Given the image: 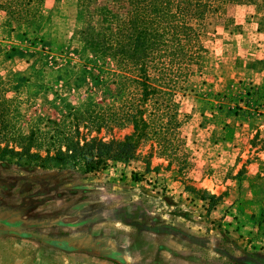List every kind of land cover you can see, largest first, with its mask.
<instances>
[{"label": "rangeland", "instance_id": "1", "mask_svg": "<svg viewBox=\"0 0 264 264\" xmlns=\"http://www.w3.org/2000/svg\"><path fill=\"white\" fill-rule=\"evenodd\" d=\"M263 1L193 21L181 77L148 68L170 90L154 99L171 106L135 160L88 174L0 162V264H264V93L244 92L264 79ZM39 14L30 31L3 27L0 14V78L27 116L54 80L71 79L70 99L87 88L73 0H42ZM161 111L172 118L162 128Z\"/></svg>", "mask_w": 264, "mask_h": 264}, {"label": "trees", "instance_id": "2", "mask_svg": "<svg viewBox=\"0 0 264 264\" xmlns=\"http://www.w3.org/2000/svg\"><path fill=\"white\" fill-rule=\"evenodd\" d=\"M251 1L73 0L79 24L74 35L81 44L80 75L87 80V88L81 95L73 92L70 99L66 93L71 79L54 80L46 87L48 98L41 113L27 116L21 112L16 91L0 78V162L88 174L110 163L135 160L138 147L156 135V112L160 106H171L167 98L162 103L154 99L157 94L169 96L170 90L153 86L148 68L156 71L157 62L175 66L181 77L182 67L191 61L187 45L197 36L193 21H201L205 13L225 4ZM41 2L0 0L2 26L30 31L40 18ZM53 2L57 5L60 0ZM161 71L165 76V70ZM78 77L77 72L74 80ZM259 91L264 93V79L260 88L244 90L252 96ZM98 94L102 97L97 99ZM160 113L164 116L161 128L172 123L171 117L165 118L166 112ZM126 126L131 132L121 139L91 136Z\"/></svg>", "mask_w": 264, "mask_h": 264}, {"label": "water", "instance_id": "3", "mask_svg": "<svg viewBox=\"0 0 264 264\" xmlns=\"http://www.w3.org/2000/svg\"><path fill=\"white\" fill-rule=\"evenodd\" d=\"M55 245L60 247V248H63V244L62 243H56Z\"/></svg>", "mask_w": 264, "mask_h": 264}]
</instances>
